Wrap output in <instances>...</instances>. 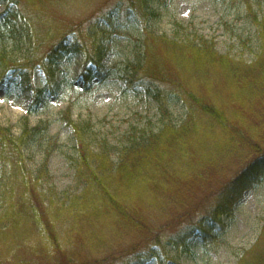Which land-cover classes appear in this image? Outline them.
Masks as SVG:
<instances>
[{"label":"rangeland","instance_id":"obj_1","mask_svg":"<svg viewBox=\"0 0 264 264\" xmlns=\"http://www.w3.org/2000/svg\"><path fill=\"white\" fill-rule=\"evenodd\" d=\"M114 1L52 0L45 9L49 12L62 11L68 17L63 21L66 25L87 18L100 9L113 11ZM7 7L6 2L0 1V17L6 14ZM150 7L158 13L154 19H145L153 35H166L179 40L204 38L215 43L221 54H229L246 63L254 61L261 51L259 33L262 26L259 22L264 17V0H152ZM15 10L16 6H12L9 19L0 18V57L5 55L21 60L33 49L34 37L30 40L28 30L32 33L31 25L25 18H14L12 14ZM109 17L112 31L107 42L109 53L102 68L104 82L95 79L86 88L82 77L84 58L80 54L73 55L62 63L58 71L55 94L46 92L44 104L30 114L32 92L22 90L10 78L0 84L1 126L11 128L15 135L22 133L26 121L31 127H48L24 150L43 192L41 199L44 205L49 207L51 197L56 200L55 210L48 208V217L57 239L64 250L82 249L80 256L89 259L98 257L102 261L101 258L116 255L114 264H123L134 249L146 250L149 247H153L159 255L149 264H239L249 251L264 248V177L234 205L232 213L221 216L225 227L213 231L216 237L211 241L197 236L199 231L186 245L176 246L169 239L198 221L206 220L207 213L216 204L218 191L253 160L256 153L261 152L259 148H253L255 144L243 145L235 140V143L225 146V154L219 149L213 150L211 143L206 145L205 154L194 151L193 147L174 153L172 161L164 166V172L177 161V169L171 173L168 171L165 176L170 178V185L175 183L180 191L172 192L173 189L163 181L169 192L149 190L143 194V199L149 198L150 201L140 204L138 212L144 217L142 222L147 228L132 226L107 208L102 209L97 228H93L78 213L65 211L69 208L79 210V206L70 205L76 203L84 188L78 178L79 151L71 122L85 125L93 149L107 151L109 158L117 163L121 152L134 139L142 141L150 138L169 120L181 123L188 109L182 95H170L165 104L168 113L164 114L148 92L142 88L127 89V69L140 61L145 64L153 35L148 38L149 33L140 19H117V14ZM52 33L53 30L50 35ZM163 47L158 43L155 51L159 53ZM163 61L159 68L171 66L170 60ZM2 72L0 63V78ZM34 82L37 87L44 86L46 80L42 69L36 70ZM213 92L235 120L257 116L255 121L244 124L242 130L256 135L252 136L260 140L264 149V139L259 138L264 137L262 93L252 89L248 94L244 92L242 98H237V92L233 93L219 83ZM188 163V174L200 181L196 187L184 183ZM45 164L46 168L42 171ZM9 171L10 165L1 161L0 192L8 181ZM127 195L128 192L122 190L119 198ZM2 210L0 195V213ZM136 215L139 217L137 212ZM33 216L25 212L16 217L14 228L19 229L11 237L0 233V255L5 256L9 264H13L17 256L22 264H43L46 254L54 253L55 244L49 240L47 231L42 228L40 233H34L36 225L31 220ZM204 224L208 226L207 222ZM6 227L9 229L12 224ZM24 257L31 260L27 263Z\"/></svg>","mask_w":264,"mask_h":264},{"label":"trees","instance_id":"obj_2","mask_svg":"<svg viewBox=\"0 0 264 264\" xmlns=\"http://www.w3.org/2000/svg\"><path fill=\"white\" fill-rule=\"evenodd\" d=\"M0 1L8 4L6 11L8 15L4 14L1 17L9 19L12 6H16L12 14L14 18L22 16L31 25L32 33L28 30V35L30 40L32 36L34 37L33 49L21 60L11 59L5 55L0 57L3 68L0 84H4L5 80L10 78L21 89L31 90L33 92L31 113L37 112L45 102V92L53 91L62 63L73 55L80 54L84 58L82 77L86 88L95 79L105 81L102 68L109 53L107 42L111 39L112 31L109 15L117 14V19L142 20L145 30L149 33L148 38L154 33L149 32L145 19L158 17V13L150 7L152 0H115L113 11L100 9L87 18L65 25L63 21L68 17L62 11L49 12L45 9L52 0ZM259 23L263 30V33H260L262 47L251 63L229 54H221L215 43L204 38L179 40L166 35H153L152 45L147 48L148 57L145 64L140 61L127 69V89L142 88L148 92L164 114L168 113L165 108L168 97L180 94L188 105L186 117L179 124H175L173 120L164 122L160 131L148 139L140 141L136 138L133 142L130 141L131 145L121 152V159L117 163L109 158L107 151L99 152L93 149L85 125L80 126L71 122L79 151L78 178L84 188L77 196L76 203L70 205L79 206V210L69 208L65 211L78 213L88 220L93 228H97L101 221L98 217L102 209L107 208L111 213L121 216L128 224L139 229L147 228L142 222L144 217L138 212L140 204L150 201L149 198L143 199V194L149 190L169 192L170 189L164 187L163 181L173 189L172 192L180 191L175 183L170 185V178L165 176L168 171L171 173L177 169V161L164 172V166L172 161L174 153L193 147L194 151L205 154L206 145L211 143L213 150L219 149L225 154V146L235 143V140L243 145L255 144L253 148H259L261 152L256 153V157L218 191L216 204L207 213L206 220L198 221L195 225L178 232L170 237L169 241L176 246L186 245L188 240L195 236L196 231H199L198 236L204 241L214 239L216 235L213 231L225 227L221 216L232 213L233 204L240 201L245 192L260 183L264 177V149L260 146L261 142L252 136L253 133L247 132L248 136H245L247 133L242 130L244 124L248 125L255 121L257 116L249 115L235 120L227 112L225 104L213 94L219 83L222 86L224 84L225 88L233 93L237 92V98H242L244 92L248 94L252 89L256 93L260 91L264 96V18ZM52 30L53 33L50 35ZM54 36L56 37L52 38ZM158 43L164 46L159 53L155 51ZM163 60H170L171 66L159 68ZM38 68L44 71L46 80L44 88H38L34 84V75ZM213 127L216 129L210 130ZM45 128L48 129L47 126L31 127L26 121L22 133L15 135L11 128L0 125V162L10 165L8 181L0 192L3 201L0 233L11 237L16 229H19L14 228L17 223L16 217L26 212L29 216L34 215L31 218L36 225L34 233L35 231L36 234L40 233L43 228L47 231L46 235L50 236L51 243L55 244L54 253L46 254L43 264H114L116 255L101 258L102 261L98 260V257L89 259L80 256L82 249L64 250L57 239L48 217V208L54 211L56 200L51 197L49 207L44 205L41 199L43 192L39 189L37 178L29 166V157L24 150L26 145ZM45 168L46 164L42 171ZM188 170L189 163L186 166L187 177L184 183L196 187L200 181L192 179ZM122 190L128 192L125 198H119ZM205 222L208 226L204 224ZM10 224L12 227L8 229L6 226ZM157 256L159 255L153 247L146 250L134 249L123 264H148ZM24 258L27 263L31 260L29 257ZM0 264H9L3 255H0ZM13 264H22L21 258L17 256ZM239 264H264V248L249 251Z\"/></svg>","mask_w":264,"mask_h":264},{"label":"bare ground","instance_id":"obj_3","mask_svg":"<svg viewBox=\"0 0 264 264\" xmlns=\"http://www.w3.org/2000/svg\"><path fill=\"white\" fill-rule=\"evenodd\" d=\"M263 18H264V17H263ZM263 18H262V20H263ZM261 32L263 33V30H262ZM259 34H260V33H259ZM236 204H237V202H236V203H234V204H233V206H234V205H236Z\"/></svg>","mask_w":264,"mask_h":264}]
</instances>
